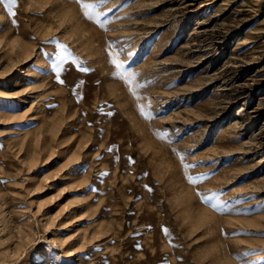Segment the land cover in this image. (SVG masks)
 <instances>
[{
	"label": "rangeland",
	"instance_id": "1",
	"mask_svg": "<svg viewBox=\"0 0 264 264\" xmlns=\"http://www.w3.org/2000/svg\"><path fill=\"white\" fill-rule=\"evenodd\" d=\"M0 264H264V0H0Z\"/></svg>",
	"mask_w": 264,
	"mask_h": 264
},
{
	"label": "snow or ice",
	"instance_id": "2",
	"mask_svg": "<svg viewBox=\"0 0 264 264\" xmlns=\"http://www.w3.org/2000/svg\"><path fill=\"white\" fill-rule=\"evenodd\" d=\"M58 71H59V70L57 69V72H58ZM63 82H64V81H62V80L60 81V83H63Z\"/></svg>",
	"mask_w": 264,
	"mask_h": 264
}]
</instances>
